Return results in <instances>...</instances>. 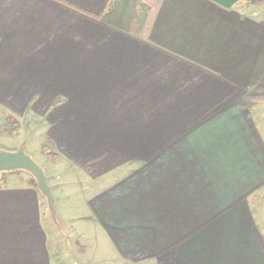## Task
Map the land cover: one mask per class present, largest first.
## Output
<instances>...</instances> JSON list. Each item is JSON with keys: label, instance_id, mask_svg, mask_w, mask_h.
Masks as SVG:
<instances>
[{"label": "crops", "instance_id": "0c3cea01", "mask_svg": "<svg viewBox=\"0 0 264 264\" xmlns=\"http://www.w3.org/2000/svg\"><path fill=\"white\" fill-rule=\"evenodd\" d=\"M263 5L0 0V107L50 109L48 136L83 170L102 152L137 166L88 203L119 254L264 264L246 201L264 142L240 105L264 84V15L246 11ZM40 194L0 188V264H52Z\"/></svg>", "mask_w": 264, "mask_h": 264}, {"label": "rangeland", "instance_id": "374dc122", "mask_svg": "<svg viewBox=\"0 0 264 264\" xmlns=\"http://www.w3.org/2000/svg\"><path fill=\"white\" fill-rule=\"evenodd\" d=\"M246 11L262 16L264 5L253 6ZM240 105L242 111H248L254 120V126L264 142V84L253 88ZM50 115V109L38 107L37 114L28 111L26 116L19 118L0 107V150L14 152L22 149L44 171L55 198V215L52 217L45 197L40 194L42 225L47 235L52 264H147L146 259L140 258L141 253L136 258L128 252L119 254L114 251L112 241L102 231L104 229L96 222V216L88 205L94 195L111 189L130 173L132 166H137L116 164L117 159L102 152L89 169L83 170L86 167L82 158L79 162L67 156L65 148L48 136L51 125L46 119ZM50 156H54V160ZM0 176L4 181L0 188L4 191L35 182L25 171L2 173ZM35 189L38 193V189ZM251 190L246 201L255 219L254 224L264 238L263 176Z\"/></svg>", "mask_w": 264, "mask_h": 264}, {"label": "water", "instance_id": "95a60500", "mask_svg": "<svg viewBox=\"0 0 264 264\" xmlns=\"http://www.w3.org/2000/svg\"><path fill=\"white\" fill-rule=\"evenodd\" d=\"M14 171H25L34 178L36 188L45 197L51 215L54 217V198L44 171L22 149L14 152L0 150V175Z\"/></svg>", "mask_w": 264, "mask_h": 264}, {"label": "trees", "instance_id": "16d2710c", "mask_svg": "<svg viewBox=\"0 0 264 264\" xmlns=\"http://www.w3.org/2000/svg\"><path fill=\"white\" fill-rule=\"evenodd\" d=\"M48 155H51V154L48 153ZM51 157L53 158L54 156H50V158H51ZM54 158H55V157H54ZM54 158H53L52 160H54ZM3 184H4L3 178L0 176V187H2ZM28 186L33 187V188H36V184H35L34 181H33V183L30 182Z\"/></svg>", "mask_w": 264, "mask_h": 264}]
</instances>
